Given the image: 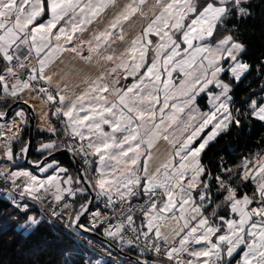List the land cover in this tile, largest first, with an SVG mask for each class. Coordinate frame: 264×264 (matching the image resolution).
<instances>
[{
    "label": "snow or ice",
    "instance_id": "6c2138e0",
    "mask_svg": "<svg viewBox=\"0 0 264 264\" xmlns=\"http://www.w3.org/2000/svg\"><path fill=\"white\" fill-rule=\"evenodd\" d=\"M257 126L264 0H0V231L63 264H264V136L204 162Z\"/></svg>",
    "mask_w": 264,
    "mask_h": 264
},
{
    "label": "trees",
    "instance_id": "16d2710c",
    "mask_svg": "<svg viewBox=\"0 0 264 264\" xmlns=\"http://www.w3.org/2000/svg\"><path fill=\"white\" fill-rule=\"evenodd\" d=\"M241 30L245 32L246 39L251 44L250 56H259L261 52V43L259 39V25H254L251 21L247 24L241 25ZM247 83V82H246ZM28 133L25 134L27 138ZM264 136L259 126L252 129H245L242 136L233 134L220 141L219 145L207 150L204 156V162L210 163V167L215 168L219 163L220 158L224 157L229 166L233 162H238L239 158L246 154L248 149L254 148L259 139ZM41 134L36 132V139L33 150L30 155V160L37 159L35 148L41 140ZM46 139L47 137H43ZM228 146L229 150L225 152H218L217 149ZM65 166H69L70 158L63 155L58 158ZM4 202L0 201V209L3 208ZM2 215V212H0ZM57 235H59L57 233ZM66 240L56 238L50 230L41 229L32 237L31 243H27V237L17 236L9 230L0 231V264H30L29 253L35 252L36 254L31 257L35 260L36 264H63L64 257L61 253L64 250ZM23 248V251L21 249Z\"/></svg>",
    "mask_w": 264,
    "mask_h": 264
},
{
    "label": "built area",
    "instance_id": "2783aa9c",
    "mask_svg": "<svg viewBox=\"0 0 264 264\" xmlns=\"http://www.w3.org/2000/svg\"><path fill=\"white\" fill-rule=\"evenodd\" d=\"M97 247H99V240H97ZM113 259L117 261V264H131L130 260H127L126 256L121 255L119 258L115 256V249H113ZM132 254H128V256H131ZM106 258V257H105Z\"/></svg>",
    "mask_w": 264,
    "mask_h": 264
},
{
    "label": "water",
    "instance_id": "95a60500",
    "mask_svg": "<svg viewBox=\"0 0 264 264\" xmlns=\"http://www.w3.org/2000/svg\"><path fill=\"white\" fill-rule=\"evenodd\" d=\"M31 136H32V144H33V147H34V143H35V139H36V131H35V129H32V131H31ZM33 147H32V150H33ZM61 156H63V154H58V155H57V159H58L59 157H61ZM29 160H30V156H29ZM21 164H22V166H24V167H31V164L28 163L27 161H21Z\"/></svg>",
    "mask_w": 264,
    "mask_h": 264
}]
</instances>
